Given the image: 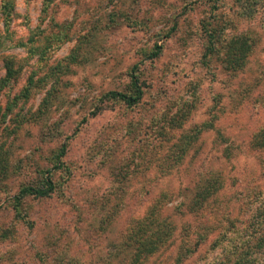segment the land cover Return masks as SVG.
Segmentation results:
<instances>
[{"label":"rangeland","instance_id":"1","mask_svg":"<svg viewBox=\"0 0 264 264\" xmlns=\"http://www.w3.org/2000/svg\"><path fill=\"white\" fill-rule=\"evenodd\" d=\"M260 6L246 20L237 17V0H56L47 12L43 0H0L6 45L0 51V264L117 263L131 256L123 237L127 226L156 204L175 236L147 264H176L181 244L202 225L201 213L187 204L198 182L212 174L225 187L215 210L208 207L215 211L209 218L222 223L185 264L225 260L217 257L222 247L213 248L222 228L230 220L242 227L250 193L260 196L255 210L264 205V149L252 146L264 129ZM229 18L231 31L251 34L253 43L238 73L206 59L203 25ZM64 29L73 40L49 53V66L68 57L79 38H89L82 59L59 81L41 83L48 72L21 43ZM155 44L161 55L145 60L143 51ZM7 64L14 77L4 86ZM135 65L146 83L140 105L108 103L92 117L105 94L127 90ZM31 76L36 85L29 99L19 100ZM202 127L184 159L171 157L183 135ZM64 144V167L56 170L53 157ZM50 169L57 191L46 199L27 198L17 213L20 190L37 186ZM125 172L129 179L121 186L115 176Z\"/></svg>","mask_w":264,"mask_h":264},{"label":"trees","instance_id":"2","mask_svg":"<svg viewBox=\"0 0 264 264\" xmlns=\"http://www.w3.org/2000/svg\"><path fill=\"white\" fill-rule=\"evenodd\" d=\"M56 0H43L44 11L47 12ZM239 3V16L237 17L251 20L254 19L258 13V7L264 6V0H237ZM238 6V5H237ZM217 6L214 7L216 9ZM224 23V24H223ZM223 23H216L213 27V22L204 24V31L207 35V47H206V59L209 62L215 60L219 62L224 69L231 73H238L245 70L248 59L253 49V43L251 41V34L236 33L231 30L235 27L234 22L229 20H223ZM231 31V32H230ZM33 36L28 44L21 43V45L27 48L30 59L38 58V60L44 65L43 69L48 72L39 79V82L46 83L49 79H55L59 81V75L68 73L71 67L77 65L83 56L84 46L89 41V38H79L78 43L75 45L70 55L63 61L58 62L57 66L50 67L48 64L49 53L59 49L62 45L71 42L73 40L70 34L66 30H60L59 33L50 34L44 36L42 40H38ZM42 42V43H41ZM41 43V44H39ZM3 42L0 39V51L5 49ZM162 53V49L159 45L149 50L143 51V57L145 60H155L159 58ZM8 73L2 80V85H6L12 77H14V70L7 64ZM145 82L141 81L139 76V66L135 65L131 72L130 84L126 91H111L105 94L100 99V105L96 110L91 113L92 117H96L106 110L108 103L124 104L129 108H136L140 105L145 91ZM35 84L34 77L31 76L29 85L24 88L23 93L18 96V99H29L31 95V89ZM53 90L48 92V96L44 99L43 104L48 106L53 96ZM15 104V103H13ZM8 106V111L12 110V105ZM3 117H7L4 114ZM154 125V124H153ZM205 126V125H204ZM203 132L202 128H197L192 134H185L181 137L180 143L182 146H175L177 152L173 153L171 157H174L177 153L179 160L184 159L185 155L189 151L191 143ZM164 135V133L162 134ZM252 146L254 149H264V129L256 134L252 139ZM67 153V145L64 144L53 157V168L61 170L64 167L63 158ZM52 169L45 172L48 176L37 186H24L19 194L15 197L17 213L21 214V207L27 198H50L57 191V183L52 178ZM126 174H120L115 176L119 180V184L124 186L123 182L128 180ZM224 180L219 175H210L198 182L195 187L194 194L191 196L190 202L187 204V208L194 213H201L202 225L194 233L192 239L191 236H187L184 242L181 244L176 258V264H185L190 260L201 244L205 243L212 229L222 223L221 220H210L209 216L214 212H210L208 207L214 210L221 191L224 189ZM250 198L245 197L244 203L246 205L245 217L242 221V227H238V224L229 221L231 225L222 228L219 237L215 242V250L222 247V252H218L217 257H223L220 264H264L263 261L258 260V256L264 257V205L255 210L253 206L259 200V195L250 193ZM167 197V196H165ZM158 204H156L157 206ZM154 206L149 213L142 219L134 220L127 226L126 233L123 235L126 246L130 248L131 258L121 257L117 263L113 264H147V262L158 252L165 248H170L175 236V227L172 223L168 222L166 218H161L160 208ZM163 207L161 208V211ZM179 211V210H177ZM162 213V212H161ZM22 215V214H21ZM20 215V216H21ZM246 218V220H245ZM220 229V228H219ZM259 250V251H258ZM219 251V250H218ZM117 258V257H116ZM125 260V262L123 261ZM217 259V258H216ZM219 260H215L217 262Z\"/></svg>","mask_w":264,"mask_h":264}]
</instances>
